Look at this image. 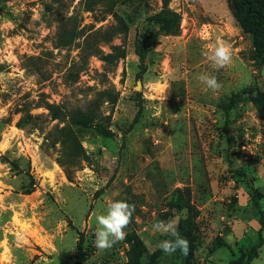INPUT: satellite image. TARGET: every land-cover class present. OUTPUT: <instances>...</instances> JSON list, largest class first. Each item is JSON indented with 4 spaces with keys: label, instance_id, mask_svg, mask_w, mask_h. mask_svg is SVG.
<instances>
[{
    "label": "rangeland",
    "instance_id": "374dc122",
    "mask_svg": "<svg viewBox=\"0 0 264 264\" xmlns=\"http://www.w3.org/2000/svg\"><path fill=\"white\" fill-rule=\"evenodd\" d=\"M81 1L0 0V264H76L78 242L77 264H144L166 237L152 225L179 219L183 213L173 206L188 194L199 211L193 264L239 260L257 241L253 189L263 196L264 211V112L239 102L225 113L223 105L233 95L264 90V69L250 37L227 0H170L169 9L180 16L177 35L165 34L154 19L161 0H118L113 10L127 32L111 44L123 45L126 57L107 66L93 56L82 70V39L69 49L54 47L61 22L74 14L80 28L115 22L112 15L95 21L101 8L82 12ZM219 41L231 44L233 59L216 70L206 54ZM101 48L109 51V45ZM205 73L216 76L219 91L198 80ZM104 89L119 94L112 111L107 103L100 106L105 115L111 111L112 134H82L88 161L69 181L56 153L42 147L56 121L44 108L30 110L39 115L34 122L18 111L41 98L84 109ZM21 118L25 128L18 126ZM28 175L36 187L24 194ZM115 200L134 204L135 212L126 238L100 251L95 218ZM129 233L146 249L141 258ZM262 237L264 242V230ZM170 260L167 255L162 264ZM251 264H264V244Z\"/></svg>",
    "mask_w": 264,
    "mask_h": 264
},
{
    "label": "trees",
    "instance_id": "16d2710c",
    "mask_svg": "<svg viewBox=\"0 0 264 264\" xmlns=\"http://www.w3.org/2000/svg\"><path fill=\"white\" fill-rule=\"evenodd\" d=\"M117 2L118 0H82V12L92 13L98 10L97 8H101L98 11L99 16L96 17L95 21H103L107 15H112L115 25L105 29H94L93 25L80 28L81 20L77 18V14H74L61 22L54 41V47L56 49H69L78 39H82V43L79 45L80 51L77 55L79 58L78 65L82 70L87 67L89 58L93 56L97 57L107 66L116 65L126 57V51L123 45H112L111 42L116 35H124L127 32L126 22L113 10ZM161 2L162 8L154 16V19L161 26L160 29L165 34L177 35L179 33L180 16L169 9L170 0H161ZM227 3L231 14L242 32L250 37L254 55L264 69V0H227ZM101 45H109V51H103ZM141 49L142 51L145 50L143 47ZM138 56L142 66L141 73H143L146 71V57L141 51L138 53ZM242 95H245V97L237 94L231 96L228 103L223 105V111L227 113L237 103L247 102L257 111L264 112V90L251 89ZM118 99V92L104 89L99 91L96 99L84 109L80 107L68 109L61 104L50 103L45 98H41L36 102L33 101L32 104H24L18 112L28 116L30 121L34 122L39 119V115L30 116V110L33 108H44L50 117V121H56V124L45 131L42 147L45 150H53L56 153V162L62 167L67 179L72 181L73 174L81 167V163L88 161V156L82 145V134L93 130L101 136H110L112 134L109 129L111 111L118 102ZM104 103H107L111 110L106 115L100 111V106ZM25 124V119L21 118L18 126L25 128ZM36 126L35 128L38 130L44 131L40 125ZM11 165L16 167L14 163H11ZM28 176L29 183L22 189L24 194H30L36 187L34 177ZM251 198L257 210L256 216L259 224L257 241L246 252L241 254L239 260L231 261L229 264H251L252 260L258 257L259 249L264 244L262 237L264 211L259 206V200L263 196L253 189ZM173 208L177 213H183L178 219V231L183 237L188 239L190 249L187 256L182 255L179 251L171 255L170 264H193L196 247V221L199 217V211L191 203L189 194L187 197L178 196ZM127 238L136 258H141L146 252L142 241L138 236L131 233H129ZM170 238L166 235L164 239ZM81 246V242H78L76 264L80 260ZM166 260L167 255L158 248L148 255L144 264H162Z\"/></svg>",
    "mask_w": 264,
    "mask_h": 264
},
{
    "label": "clouds",
    "instance_id": "9594fccd",
    "mask_svg": "<svg viewBox=\"0 0 264 264\" xmlns=\"http://www.w3.org/2000/svg\"><path fill=\"white\" fill-rule=\"evenodd\" d=\"M214 69L219 70L231 64L233 59L232 46L226 41H219L206 54ZM198 80L207 89L215 92L222 88V84L216 76L211 74H201ZM135 205L124 200L109 201L103 214L96 216L97 228L95 230L94 245L100 251H105L114 246L115 243L126 238L125 229L131 223ZM186 218V215H185ZM154 232L171 237L159 242L158 247L165 255L171 256L177 251L187 256L190 245L187 238L178 231V218L165 221L160 220L152 225Z\"/></svg>",
    "mask_w": 264,
    "mask_h": 264
}]
</instances>
